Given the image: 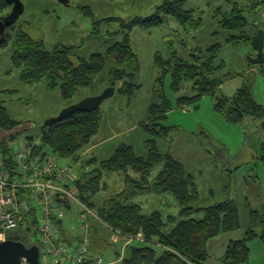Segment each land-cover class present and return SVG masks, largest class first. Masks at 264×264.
I'll list each match as a JSON object with an SVG mask.
<instances>
[{
	"label": "trees",
	"instance_id": "16d2710c",
	"mask_svg": "<svg viewBox=\"0 0 264 264\" xmlns=\"http://www.w3.org/2000/svg\"><path fill=\"white\" fill-rule=\"evenodd\" d=\"M186 1L163 0V3L158 4L150 14L136 15L127 19L119 16L98 18L91 8L81 7L86 9L84 13L92 19L91 33L100 34L103 25L119 23L116 30L103 32L104 42H109L104 52L96 51L83 55L78 52L82 45L75 44H58L48 48L43 39L34 38L24 30V23L18 21L7 28L6 39L0 47L10 46L11 62L21 71V78L25 83H44L48 90L59 91L61 97L69 104L74 103L81 91L100 84L104 89L114 86L115 94L122 97V101L127 102L125 105L128 106L140 87V61L131 46V31L136 26L148 29L161 26L165 23L163 15L175 18L179 24L188 27L186 30L189 32L199 29L201 19L198 21L193 9L184 7ZM10 7L6 0H0V12ZM214 8L222 17L220 24L224 29L233 30L235 26L242 25H237L236 20L245 19L244 14L236 13L235 8L231 13L223 12L219 7ZM8 13L10 10L4 15ZM231 15L234 17H230ZM214 33L217 34L216 31ZM175 39L174 35L166 39L169 49L167 58L160 53L155 55V65L161 71L155 86L157 100L149 105L146 119L141 122L143 128L150 134V138L145 143L148 148L146 156L137 155L134 146L125 142L117 145L107 155L100 157L96 153L95 145L91 143L103 126L105 113L101 107L91 112L77 111L50 126L42 124L36 134L29 133L24 136L26 139L39 137L44 153L75 161L82 160L77 171L76 191L81 203L95 210L93 211L96 217H91L89 221L93 253H102L101 251L110 244L99 235L98 223L101 222L98 219L114 231L138 235L144 239L128 245V254L123 256L120 264L145 262L189 264L188 261L203 264L210 255L208 243L212 238L221 233L242 229L239 207L234 198L208 206L191 205V202L200 197L193 174L187 173L184 164L170 153H162L157 138L165 137L171 140L181 130L178 125L168 126L163 123L170 111L187 104H195L198 107L199 101L206 95L213 98L215 111L227 121L243 123L245 118L250 116L261 121L263 131L264 104L254 97L251 88L246 84L237 88L231 97H221V82L215 76L214 67L220 49L217 42L206 47L205 57L192 55L190 60L179 56L175 48ZM168 75L175 98L164 92L163 79ZM98 80L102 81V84ZM189 82L192 83L190 87L192 93L181 94L183 84ZM27 125L31 126V123ZM21 126L23 124L12 119L5 106L0 105V130L5 132L0 146L7 157L6 160L11 158L14 150L13 141L18 137L17 135L31 130L28 126L22 131L17 130ZM202 133L205 135L203 136ZM200 134L203 146L209 153L216 155L213 149L216 141L206 131ZM217 147L220 150L216 156L226 159L225 147L220 144ZM222 151L224 153H221ZM83 153L84 159L81 158ZM256 161L263 165V172L259 175L255 174L251 181L257 182L262 188L264 187V143L261 144V153L257 155ZM130 171L139 176H132ZM105 172L123 174L125 187L97 206L94 198L106 187V184L102 183ZM168 192L176 197L181 210L178 216L169 215L166 220L158 210L150 214L143 213L141 204L133 200L136 195L143 193ZM195 212H202L203 216L192 217ZM247 212L248 224L244 235L228 241L221 257L223 264L249 262L252 255L250 243L255 239L260 240L264 250V212L251 208L250 204H247ZM35 224V218L30 219L28 227L30 233L34 230ZM169 225L172 227L169 228ZM20 230L27 233L26 229ZM12 239L20 240L19 237ZM153 241L163 245L164 248L158 249L151 243ZM119 256L120 253H116V258Z\"/></svg>",
	"mask_w": 264,
	"mask_h": 264
},
{
	"label": "rangeland",
	"instance_id": "374dc122",
	"mask_svg": "<svg viewBox=\"0 0 264 264\" xmlns=\"http://www.w3.org/2000/svg\"><path fill=\"white\" fill-rule=\"evenodd\" d=\"M162 1L70 0V5H65L59 0H23L25 10L17 21L24 23V30L34 38L43 39L48 48L58 44L82 45L78 52L89 55L92 52L106 50L109 42H104L103 32L116 30L119 23L103 25L100 34L91 33L92 19L84 13L85 8H91L98 18L119 16L127 19L136 15L150 14L158 4L163 3ZM184 7L193 9L198 21L201 19L199 29L189 32L186 30L188 27L179 24L175 18L163 15L165 18L163 25L149 29L136 26L131 31V46L140 61V87L128 106L118 94L102 103L101 110L105 113L103 126L91 143L95 145L96 153L100 157L111 153L122 142L133 145L137 155H147L148 148L145 143L150 138V134L143 128L141 122L146 119L149 105L157 100L155 86L161 71L155 65V55L160 53L164 58L169 56L166 39L171 35L176 38L175 48L179 56L190 60L192 55L205 57L206 47L217 42L220 49L214 67L215 76L221 82V97H231L237 88L246 84L251 88L254 97L264 104V69L261 64L252 63V58L256 56L257 51L251 44V37L259 30H264V0H187ZM214 7H219V10L227 13H231L235 8L236 13L241 12L245 16L243 21L235 19L237 25H242L235 26L233 30L222 28L220 24L222 17ZM9 10L11 11V7L0 14L4 15ZM194 48L201 50L194 51L192 50ZM98 82L102 84V81L98 80ZM191 86L190 82L184 83L181 94H191ZM163 88L165 94L175 98L170 88L169 75L163 79ZM6 89L12 92H7ZM103 90L104 88L97 84L92 89L81 91L75 101L99 94ZM0 105L5 106L8 115L20 121L23 127L31 123V130L19 133L13 141L17 144V146L13 145L14 148H17L20 146L21 138L29 133L36 134L38 127L48 118L57 116L70 104L61 97L59 91L48 90L44 83H25L21 78V71L11 62L10 46H3L0 47ZM163 123L181 127L173 139L158 137L157 143L161 150H171V154L178 156L177 159L194 174L200 197L191 202V205L208 206L234 198L239 207L242 229L228 232L226 235L237 233L242 237L248 224L247 204H250L253 209L264 212V187L260 189L261 195L258 197L248 187L252 177L263 172V165L256 161L257 155L261 153V144L264 143L261 121L248 116L243 123H231L215 111L213 98L205 96L199 101L198 107L195 104L175 107L168 113ZM202 131H206L216 141L213 148L216 155L220 150L217 147L218 144L225 147L226 159L218 158L207 151L201 140ZM4 134L5 132L0 130V141L4 138ZM202 135L205 134L202 133ZM57 158L61 164H68L73 160ZM81 158L84 159V153ZM81 161L74 163L76 171L79 170ZM102 183H105L106 187L94 198L97 206L105 198L119 191L123 184L125 187V178L123 174L105 173ZM149 196L144 193L136 197L142 202L144 211L160 210L164 214L179 215L181 205L172 193H166L159 198ZM80 208L79 204L73 201L71 210H67L65 223L72 229L71 234L77 231L79 224L77 213ZM202 216V212H195L192 215L194 218ZM98 226V229L112 240L113 246L110 248H115L118 243L124 245L125 239L123 238V242L116 231L111 232L102 222L98 223ZM171 227L172 225H169V228ZM220 235L217 236L218 238H212L215 240L209 241L210 255L203 264H223L221 257L226 250L225 239L229 236L219 237ZM9 236L10 238L19 237L28 245L36 242V236L31 235L28 238L24 230L10 231ZM115 236L120 239L115 240ZM138 242L141 241L135 239L130 244ZM151 243L155 246L158 244L154 241ZM259 243L260 240H254L253 251H251L252 260L243 264L263 263ZM105 250L100 253L104 264L109 261Z\"/></svg>",
	"mask_w": 264,
	"mask_h": 264
},
{
	"label": "built area",
	"instance_id": "2783aa9c",
	"mask_svg": "<svg viewBox=\"0 0 264 264\" xmlns=\"http://www.w3.org/2000/svg\"><path fill=\"white\" fill-rule=\"evenodd\" d=\"M25 128L21 126L17 130ZM19 143L10 160H6L0 146V242L10 239V231L26 229L27 237L36 236V242L31 245L39 247L41 264H104L102 256L91 248L89 221L96 214L77 197L76 161L61 164L57 157L44 153L39 137L21 138ZM14 145L17 146L15 142ZM73 201L81 208L77 213V231L71 234L65 218ZM34 218L36 224L30 233V219ZM116 233L125 239L124 246L135 239L144 241L138 235ZM20 264L31 263L23 258Z\"/></svg>",
	"mask_w": 264,
	"mask_h": 264
},
{
	"label": "water",
	"instance_id": "95a60500",
	"mask_svg": "<svg viewBox=\"0 0 264 264\" xmlns=\"http://www.w3.org/2000/svg\"><path fill=\"white\" fill-rule=\"evenodd\" d=\"M59 1L65 5H70V0ZM6 2L12 8L10 13L0 16V46L6 39L7 28L14 24L25 10L23 0H6ZM251 44L257 51L256 56L252 58V63L262 65L264 63V30L261 29L257 34L252 36ZM114 94L115 87L108 86L99 94L84 97L78 102L63 108L57 116L48 118L44 122V126H50L77 111H94L101 107L102 103ZM65 205L67 208H70L67 202ZM23 258L27 259L31 264H41L39 247L35 244L28 246L23 241L12 238L0 242V264H20Z\"/></svg>",
	"mask_w": 264,
	"mask_h": 264
},
{
	"label": "crops",
	"instance_id": "0c3cea01",
	"mask_svg": "<svg viewBox=\"0 0 264 264\" xmlns=\"http://www.w3.org/2000/svg\"><path fill=\"white\" fill-rule=\"evenodd\" d=\"M6 90H8V89H6ZM5 90V91H6ZM9 92H12V90H8ZM206 96H209V95H206ZM205 97V96H204ZM211 97V96H210ZM212 98V97H211ZM13 119V118H12ZM16 120V119H15ZM160 149V148H159ZM161 150V149H160ZM161 152L162 153H172L171 152V150H161ZM174 158H178V156H175V155H173V154H171ZM180 161V160H179ZM186 169V168H185ZM186 172L187 173H191V171H189V170H187L186 169ZM105 173H108V172H105ZM104 173V174H105ZM130 173H131V175L132 176H134V177H138L139 175L137 174V173H135V172H133V171H130ZM191 174H193V173H191ZM193 177H194V174H193ZM195 178V177H194ZM103 179H104V177H103ZM119 187H120V183H119ZM248 187H250V189L254 192L253 194L256 196V197H258V195L260 196L261 194H260V189H261V186L257 183V182H253V181H249V184H248ZM123 188H124V184L120 187V190L119 191H117L115 194H117L118 192H120V191H122L123 190ZM169 193V192H168ZM114 194V195H115ZM144 194V193H143ZM146 194H148V195H150L149 197L150 198H154V197H157V198H159V197H161V196H164V194H155V193H146ZM166 194V193H165ZM114 195H112V196H114ZM139 195H141V194H139ZM137 195L134 197V201L135 202H137V203H140L141 204V206H142V208H143V204H142V202L141 201H138L137 200ZM109 198V197H108ZM108 198H105V200L106 199H108ZM149 200V199H148ZM147 200V201H148ZM104 201V200H103ZM143 210V213H146V214H150L151 212H153V211H155V210H153V211H151V212H147V211H144V208L142 209ZM158 211H160V210H158ZM162 214H163V216L165 217V220H166V218L167 217H169V215H174V214H171V213H163L162 211H160ZM175 216H178V215H175ZM201 218V217H200ZM100 222H102L100 219H98ZM103 223V222H102ZM66 224V223H65ZM111 232H113V229H110L105 223H103ZM245 230H246V228H245ZM236 232V231H235ZM231 235H226V233H223V234H221L219 237H223V236H229L228 238H226L225 239V248L227 247V244H228V241L230 240V239H236V238H240V236L237 234V233H230ZM99 235H100V237L101 238H103L104 240H106V241H108V243H110L109 244V246H108V248L106 247L105 249V251H106V255H107V257L109 258V261H108V263H106V264H120V262H121V260H122V258H123V256H125V254L127 255L128 254V252H127V249H128V245L127 246H124V245H120L119 243V245L118 244H116V247L115 248H110V247H112L113 245V243H112V240L111 239H109V238H107V236L105 235V233H103L102 231H100L99 230ZM115 238V237H114ZM113 238V239H114ZM122 238V241L124 242V239H123V237H121ZM218 238V237H217ZM120 239V238H119ZM213 240H215V239H212V241ZM115 241V240H114ZM212 241H211V244H212ZM155 244H157V242H155ZM253 244H254V241H252L251 243H250V247H251V251H253ZM130 246V245H129ZM158 246V247H157ZM157 246H155V247H157L158 249H162V247L160 246V244L158 243L157 244ZM121 247V248H120ZM259 248H260V250H261V252H262V260H263V244L260 242L259 243ZM122 249V250H121ZM95 250H97L96 248H95ZM99 250V249H98ZM104 250V249H103ZM102 250V251H103ZM101 251V252H102ZM105 251H104V254H105ZM122 251V252H121ZM99 252V251H98ZM120 253V256H119V258H116V253ZM252 257L253 256H251V260H252ZM150 264H152V263H150ZM263 264V263H262Z\"/></svg>",
	"mask_w": 264,
	"mask_h": 264
},
{
	"label": "flooded vegetation",
	"instance_id": "af4514ba",
	"mask_svg": "<svg viewBox=\"0 0 264 264\" xmlns=\"http://www.w3.org/2000/svg\"><path fill=\"white\" fill-rule=\"evenodd\" d=\"M11 7H12V6H11ZM0 16H5V15H1V14H0Z\"/></svg>",
	"mask_w": 264,
	"mask_h": 264
}]
</instances>
